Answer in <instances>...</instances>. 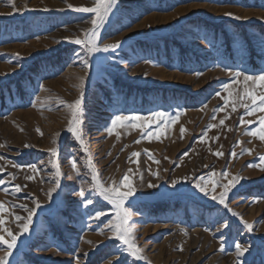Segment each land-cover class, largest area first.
<instances>
[{
	"label": "rangeland",
	"instance_id": "1",
	"mask_svg": "<svg viewBox=\"0 0 264 264\" xmlns=\"http://www.w3.org/2000/svg\"><path fill=\"white\" fill-rule=\"evenodd\" d=\"M69 4L92 7L94 0H0V167L5 169L0 172V202L8 209L0 213L3 227L18 231L14 216H27L19 206L34 207V199L41 204L29 232L19 236L9 264H264V172L250 167L264 156V141L246 134L259 127L264 113L247 116L242 106L232 112L231 104L214 112L224 104L216 93L227 98L225 84L232 85L233 99L243 94V77L233 83L231 72L264 74V0H117L100 43L122 42L121 47L93 55L87 70L83 50L71 40L91 28L93 14L74 12ZM198 71L203 75L198 77ZM79 77L85 78L83 140L100 179L106 185L119 182L133 169L137 191L125 208L144 260L121 251L122 243L109 238L106 226L115 210L91 190L88 155L67 131L70 113L58 101L79 98ZM154 111L180 113L175 124L163 127L161 121L164 135L159 139L152 122L147 129L152 137L147 132L141 137V122L136 128L117 127L111 136L106 131L116 115L150 117ZM226 114L230 118L220 125ZM242 116L252 123L241 125ZM212 124L216 127L209 129ZM52 147L58 150L62 175L49 201L46 193L55 183L48 163ZM209 148L222 151L223 157ZM242 150L251 151L241 155ZM30 164L44 170L31 181L25 179L31 175ZM210 170L228 171L229 179L242 177L226 201L238 216L193 187L192 179ZM174 179L181 180L176 187L171 185ZM16 184L22 186L19 193ZM81 190L98 204L85 208ZM221 190L217 187L215 194ZM98 209L105 215L93 220ZM245 222L253 226L251 231ZM224 223L229 226L223 228ZM236 243L249 250L238 257Z\"/></svg>",
	"mask_w": 264,
	"mask_h": 264
},
{
	"label": "snow or ice",
	"instance_id": "2",
	"mask_svg": "<svg viewBox=\"0 0 264 264\" xmlns=\"http://www.w3.org/2000/svg\"><path fill=\"white\" fill-rule=\"evenodd\" d=\"M117 4V0H94V6L92 7H74L72 5H68V7L77 13H91L93 14L90 23L91 28L83 33L82 38H76L71 40V43H74L76 45H79L84 53L83 58V68L85 70L89 69L91 67V57L95 54L99 53H109V52H115L117 49L121 47L122 42H117L114 44H103L100 43V34L101 29L104 27V25L108 22L109 16L112 13V10L115 8ZM14 7V5H13ZM25 10H32L27 9L25 7ZM43 11H49V9L44 8ZM227 15L232 16L231 13H228ZM233 19L240 20L242 19L239 16H232ZM100 57H97V63L100 62ZM198 77L203 75V72H196L195 73ZM231 76H233L235 79L233 80V83H236L240 77H243V94L240 95L239 92L236 93V99H233V91L231 84H225L224 85V92L227 93V98L222 96L220 92H217L216 95L219 96L222 100H224V104L221 107H218L214 109L215 113L224 112L226 108L229 107L231 104V111L236 112L238 106H242L245 108L244 115L252 116L255 115L257 112L264 113V74L261 75H246L241 71H235L230 73ZM79 89H80V95L79 98L76 99L72 103H65L63 100H59L58 103L61 105H64L70 113V119L67 122V131L71 133L75 139L80 143L81 148L85 151V153L88 155L87 159V166L89 171L91 172V190L95 193H97L100 197L103 198L104 201H107L109 204H111L114 208V219H111L107 223V230L111 234L109 238H115L116 240L120 241L122 245L124 246L121 251L127 252L128 255L134 257L136 260H144L145 257L143 256V249H141L136 241V237L134 234V229L129 224V212L125 208L126 202L129 200L130 197L134 196L136 194L137 188L134 186L133 181L131 179V176L133 174V169L129 168L127 170V173L124 174L119 182L116 180H112L111 184L106 185L101 179L99 173L96 171L93 163L91 155L88 153L87 146L85 144V141L83 140V132L81 128L82 120V103H83V88L85 83L84 77H79ZM259 86L261 90H257L256 86ZM42 90H45L42 88ZM46 91V90H45ZM39 97H36V100L39 101ZM32 107H36V102H32ZM206 108L207 105H204ZM49 111H52L53 109L49 108ZM203 111V109H201ZM180 113H177L175 116H171L167 114L164 111H154L150 117H140V116H123V115H116L114 119L111 121L110 126H106V131L111 136L117 127L123 126V127H129L132 128L140 127L141 125L137 122H141V137H144V133L147 132L148 137H152L154 133L148 132L147 129L149 127V122L156 123L157 124V132L155 133V138L159 139L162 135H164L163 127L170 126L172 124H175L177 120L179 119ZM230 116L228 114L225 115L224 119H220L219 124L224 125L225 120L229 119ZM213 120L216 119V116L213 115ZM161 121L164 122L163 127L161 126ZM245 123H252L250 121H245L243 116L240 118V124L243 125ZM216 125L212 124L209 125L208 128H214ZM37 132L42 136L43 133L40 132L39 129H37ZM185 132V129L181 127L180 133L181 138H183V134ZM249 136L257 137L259 140L264 141V116H260L259 118V127L255 131H247L246 133ZM57 136L60 134L57 133ZM203 136H207V132L203 133ZM119 138V137H117ZM218 139V137H217ZM56 141L53 140V144H55ZM136 143H140L139 140L136 141ZM241 142H237V145L239 146ZM0 147H4V145H0ZM25 147H30V145H25ZM222 147V146H221ZM50 151V159L48 161L49 164H51V167L55 170L54 172V179L55 183L52 187H50L46 193V196L48 200L50 201L52 199V193L55 192L60 187V178L62 175L60 165L58 163V150L56 147H52L49 149ZM251 150H242L241 155L244 154V152H248L250 154ZM209 152L217 157H223L224 153L222 151H212L211 148H209ZM110 155V153H109ZM232 157H236L237 153L233 151L231 153ZM132 157L139 158L140 153L139 152H133L131 154ZM0 159H4V157H0ZM131 160V157L129 158ZM149 159H152L154 163L159 164L160 162L158 160H155L154 157L149 154ZM260 163L259 164H251L250 167L258 168L261 172H264V156L259 157ZM133 163H138L137 161H132ZM11 163V162H10ZM43 163V162H41ZM12 167H19V165H16L12 163ZM205 167H208L205 165ZM72 168L74 171H76V175L79 176L80 172L76 167V163H72ZM5 171L3 167H0V172ZM27 171L31 173V175H26L25 179L27 180H35L37 176L40 175L43 169L39 168L37 164H30L27 166ZM151 171V170H149ZM154 176L158 177V173L152 172L151 173ZM12 180H15L16 177L13 174H9ZM216 177H220L221 180H227V183L218 182ZM228 171L223 172H216L215 170H210L207 176H200L198 178L192 179L193 187H195L198 191L204 194V196H210V198L213 201H216L217 203L221 204L226 208L233 216H238L239 214L234 212L228 205L227 197L229 192L232 188H235L236 185L240 182L242 179L241 176H231ZM141 176V180H142ZM0 183H4L3 180H0ZM41 183H43V180H41ZM181 183V180L174 179L171 181L172 187H176L177 184ZM209 185L211 186L209 188ZM27 185H24L23 187H26ZM147 187L149 188H156L158 185L154 183H148ZM217 187L221 188V192L217 195L216 189ZM123 189V190H122ZM15 192L19 193L22 191V186L20 184L15 185ZM3 191L5 193H8L9 189L4 188ZM79 197L83 201V206L87 208L89 205L98 204V201H93L90 197L86 196L85 191L81 190L78 193ZM256 202V201H254ZM32 204L34 207H27L26 205H20L19 207L23 209L27 213V216H21V215H15L14 220L16 222V227L18 231L13 232L11 228L3 227L5 225V220L3 218H0V264H9V257L13 255V250L17 246V241L19 236L28 233L30 230V226L33 222V216L36 213V210L41 207V204L39 200L34 199L32 201ZM8 211V209L5 207V204L3 202H0V213H4ZM11 215V213H9ZM105 213L102 210H96L95 214L92 215L93 220H98L100 217L104 216ZM229 225L227 223L222 224L223 228H227ZM245 228H247L249 231L252 230V225L245 222ZM180 233L187 235V232L184 228L179 229ZM99 234H104L103 230ZM180 251H183V246L179 247ZM249 249L245 246H242L240 243L235 244V251L236 255L238 257L243 256L245 252H247ZM220 251H224V242L222 241L220 244ZM85 256L88 255V253H84ZM77 264H79V261H77ZM108 264H112V261H109Z\"/></svg>",
	"mask_w": 264,
	"mask_h": 264
}]
</instances>
